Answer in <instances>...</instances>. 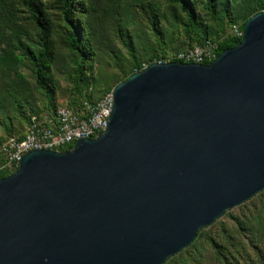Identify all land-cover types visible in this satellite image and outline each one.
Masks as SVG:
<instances>
[{
	"label": "water",
	"instance_id": "95a60500",
	"mask_svg": "<svg viewBox=\"0 0 264 264\" xmlns=\"http://www.w3.org/2000/svg\"><path fill=\"white\" fill-rule=\"evenodd\" d=\"M106 132L0 179V264H165L264 191V12L213 63L113 89Z\"/></svg>",
	"mask_w": 264,
	"mask_h": 264
},
{
	"label": "rangeland",
	"instance_id": "374dc122",
	"mask_svg": "<svg viewBox=\"0 0 264 264\" xmlns=\"http://www.w3.org/2000/svg\"><path fill=\"white\" fill-rule=\"evenodd\" d=\"M91 1L93 11L84 40L93 63L80 76L79 58L69 48V26L61 2L36 0L43 23L52 29L53 59L49 76L40 81L32 59L43 48L32 12L26 0H0V146L11 135L25 134L31 114L98 99L136 73L138 64L139 73L155 63H172L177 54L206 37L219 44L228 34L233 36L234 27L244 32L246 22L264 9V0H215L212 10L208 9L210 0H187L197 15V22L190 25L181 7L169 0ZM74 2L77 8L85 4ZM78 20L82 25V17ZM200 238L203 246L194 252L187 250L191 244L176 264H264V191L226 212L203 229ZM209 238L218 242L215 250Z\"/></svg>",
	"mask_w": 264,
	"mask_h": 264
},
{
	"label": "built area",
	"instance_id": "2783aa9c",
	"mask_svg": "<svg viewBox=\"0 0 264 264\" xmlns=\"http://www.w3.org/2000/svg\"><path fill=\"white\" fill-rule=\"evenodd\" d=\"M243 34L237 27L232 30L236 38H242ZM218 50L219 44L208 40L180 52L174 61L183 64H211L218 58ZM113 108L114 95L111 91L94 103L84 102L77 109L62 105L51 113L31 114L23 138L8 137L0 148V179L2 175L15 174L23 157L30 152H62L66 147L74 148L81 139L98 138L106 132Z\"/></svg>",
	"mask_w": 264,
	"mask_h": 264
},
{
	"label": "trees",
	"instance_id": "16d2710c",
	"mask_svg": "<svg viewBox=\"0 0 264 264\" xmlns=\"http://www.w3.org/2000/svg\"><path fill=\"white\" fill-rule=\"evenodd\" d=\"M62 4V11L63 14L65 16V20L67 21V24L69 26V39H68V43H69V48L70 51L74 54H76L79 58V75H86L88 72L85 69H88V64L89 63H93V59L91 58V54L87 52V48L88 46L86 45V42L84 40V37L88 35V23H89V19L91 17L92 14V9H91V0H83L85 4L82 5H78V8L76 7L77 4L74 2V0H59ZM171 2V4L173 5H179L182 9V12L186 15V17L188 18V21L190 23V25H194L197 22V15L195 13V11L188 5L187 0H169ZM217 1L215 0H210L208 3V9L212 10L215 9L217 6ZM264 6V2L262 3ZM26 5L28 6V9L32 12L33 15V19L39 29V32L41 34L40 36V42L42 44V53L40 54V56L35 59H32L33 63L38 67V79L40 81H45L47 79V77L49 76L48 73V66L51 63L52 59H53V55L52 52L50 50V41H51V36H52V29H51V25L48 24V26L43 23V12L41 10V8L37 5L36 0H26ZM81 6V7H80ZM262 12H264V9L262 10ZM259 12V13H262ZM82 17V25L79 24V18ZM247 23V22H246ZM244 31V30H243ZM211 40L210 38H203L202 40H200L199 43L195 44L194 46L197 45H202L204 44L206 41ZM242 43V38H236L234 36H229V34L226 36V39L224 41H222L221 43H219V50H218V57L226 50L228 49H233L238 47L240 44ZM192 46V47H194ZM190 47V48H192ZM175 62V61H173ZM205 65H209V63H206ZM138 67L136 68V73H138V71L140 70L141 64L137 65ZM136 73H132V75L136 74ZM131 75V76H132ZM130 76V77H131ZM129 77V78H130ZM96 78V76L94 77V79ZM129 78H127L126 80H128ZM117 86V85H116ZM115 86V87H116ZM114 87V88H115ZM113 90H109L106 93H104L102 96H100V98L92 100V99H87V100H83L80 101L78 103L75 104H71L68 105L73 109H77L80 108L84 102H90V103H94L98 100H100L104 95L110 93ZM29 121V120H28ZM13 136V135H11ZM9 136V137H11ZM23 138V136H21ZM1 148V146H0ZM73 146L70 147H66L64 149H62V151H69L72 150ZM8 176L6 175H2V178H6ZM203 232V230H201L198 234V237L195 239V241L192 243V245L187 249H192L194 252H196V249L201 248L203 246V242L200 243L201 240V233ZM208 244L215 250V244L217 245L218 242L212 243L211 242V238L206 239ZM216 248H218L216 246ZM222 248V247H221ZM187 250H183L182 253H180L179 255L175 256L174 258L170 259L169 261H167L166 264H176L178 258Z\"/></svg>",
	"mask_w": 264,
	"mask_h": 264
}]
</instances>
